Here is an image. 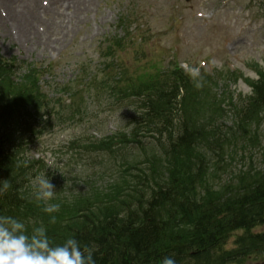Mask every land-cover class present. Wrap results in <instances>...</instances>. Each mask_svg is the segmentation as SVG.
<instances>
[{
    "label": "trees",
    "instance_id": "16d2710c",
    "mask_svg": "<svg viewBox=\"0 0 264 264\" xmlns=\"http://www.w3.org/2000/svg\"><path fill=\"white\" fill-rule=\"evenodd\" d=\"M247 8L264 20V0H249ZM126 22L127 16L120 18L121 26ZM127 35L128 30L105 39L100 56L107 61L91 80L129 107L125 129L70 143L87 153L127 159L108 186L48 202L37 200L32 188L44 164L27 154L60 114L39 84L41 69L0 56V216L19 219L29 233L43 224L55 244L74 237L94 249L96 264H161L167 256L176 264H231L263 253L264 231L254 230L264 226V154L260 169L241 170L219 186L213 178L225 154L238 145L256 146L264 135V65H250L256 78L227 68L202 73L200 87L176 62L156 76L130 74L120 54L137 37ZM142 45L146 40L140 38ZM219 77L243 79L250 94L236 98L224 85L218 97ZM79 91L66 84L58 93L75 101ZM60 97L54 98L59 107ZM225 99L232 122L220 126ZM80 111L75 107L70 119ZM4 180L11 185L7 190ZM47 203L60 205L52 214L55 223L43 211ZM237 232L234 248L225 249Z\"/></svg>",
    "mask_w": 264,
    "mask_h": 264
},
{
    "label": "rangeland",
    "instance_id": "374dc122",
    "mask_svg": "<svg viewBox=\"0 0 264 264\" xmlns=\"http://www.w3.org/2000/svg\"><path fill=\"white\" fill-rule=\"evenodd\" d=\"M248 1L96 0L87 15L71 33H64L67 36L60 42L57 40L60 34H55L58 30L52 31L53 36L49 33L46 37L36 33L38 42L23 43L0 37V55L8 58L16 56L20 61L45 69L40 78L42 91L53 98L50 105H54L61 115L52 116L50 122L53 128L36 139L27 154L28 158L44 164L32 188L38 191L37 180L44 174L55 186L54 198L58 195L70 197L89 186L105 187L113 181L127 159V155L123 159L115 158L107 154L87 153L81 147L70 145L71 142L78 144L108 136L114 131L125 129L127 124L129 107L120 104L116 96L106 91L105 85L91 81L100 77L99 70L102 68L99 44L107 37L124 34L119 25L121 15L130 14L135 22L131 35L133 40L137 37L136 43L120 54L121 64L130 74L156 76L162 67L176 62L188 70L199 68L200 74L215 71L219 74L222 69L228 68L256 78L250 65H264V21L252 16V12L247 9ZM42 2L47 3L44 0ZM1 14L5 15L4 12ZM140 38L146 40V45L138 46ZM47 42L51 43V48ZM80 66L86 72L77 80ZM69 83L80 90L75 101L66 94L58 93L62 86ZM225 84L236 98L251 92L242 80L228 82L219 77V88L216 90L218 97ZM57 97H60L61 107L54 99ZM72 102L75 104L70 107ZM224 104V116L217 122L220 126L232 122L227 99ZM75 107H81V111L71 120V114H76ZM132 152L136 153V150L132 149ZM263 154V134L256 146L241 148L238 145L230 150L219 162L222 167L216 169L214 185H222L249 167L260 169ZM255 231H264V226ZM238 233L230 237L226 249L234 247ZM231 264H264V252Z\"/></svg>",
    "mask_w": 264,
    "mask_h": 264
},
{
    "label": "clouds",
    "instance_id": "9594fccd",
    "mask_svg": "<svg viewBox=\"0 0 264 264\" xmlns=\"http://www.w3.org/2000/svg\"><path fill=\"white\" fill-rule=\"evenodd\" d=\"M190 75L196 81V87L201 83L199 68L189 69ZM37 200L45 202L53 200L55 186L44 174L37 180ZM11 185L3 181V189ZM60 210L57 203H47L43 211L50 215L49 223H55L52 215ZM94 249L82 246L74 237H68L64 242L55 244L47 235V229L41 224L29 233L25 223L12 216H0V264H96ZM161 264H176L172 256L164 257Z\"/></svg>",
    "mask_w": 264,
    "mask_h": 264
},
{
    "label": "bare ground",
    "instance_id": "6f19581e",
    "mask_svg": "<svg viewBox=\"0 0 264 264\" xmlns=\"http://www.w3.org/2000/svg\"><path fill=\"white\" fill-rule=\"evenodd\" d=\"M44 1L47 3L42 0H0V37L23 43L38 42L36 33L46 37L52 31L58 30L55 34H60V37H57L60 42L87 15L96 0ZM1 12L5 15L1 16ZM64 33H67L66 36ZM47 46L51 48V43L47 42Z\"/></svg>",
    "mask_w": 264,
    "mask_h": 264
}]
</instances>
